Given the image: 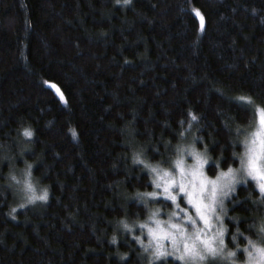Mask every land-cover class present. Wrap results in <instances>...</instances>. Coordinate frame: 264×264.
<instances>
[{
	"label": "trees",
	"instance_id": "16d2710c",
	"mask_svg": "<svg viewBox=\"0 0 264 264\" xmlns=\"http://www.w3.org/2000/svg\"><path fill=\"white\" fill-rule=\"evenodd\" d=\"M257 106L264 0H0V264H182L134 239L148 245L140 194L154 188L134 156L166 168L194 145L213 178L239 166ZM29 165L46 201L28 203L11 179ZM225 213L229 250L264 236L253 181Z\"/></svg>",
	"mask_w": 264,
	"mask_h": 264
},
{
	"label": "snow or ice",
	"instance_id": "6c2138e0",
	"mask_svg": "<svg viewBox=\"0 0 264 264\" xmlns=\"http://www.w3.org/2000/svg\"><path fill=\"white\" fill-rule=\"evenodd\" d=\"M130 2L131 0H116L117 4L128 5ZM193 11L200 18V28L203 30L204 17L199 10L194 9ZM239 100L248 104L252 102L250 97H239ZM189 116L191 121L197 120V117L191 112ZM255 117L258 127L250 134V138L246 137L243 141L244 153L240 157V168L234 170L229 167L227 171L219 172L215 179L206 177L203 173V165L207 163V160L203 153L195 149L194 145L188 146L187 149L178 147V158L173 162L170 169H158V167L146 164L144 160L140 159L139 153L134 156V163L143 164L155 174V179L152 182L153 186L161 189V192L153 191L140 195L151 198L163 195L166 200H170L172 205L179 210L173 211L166 221L154 219L155 228L150 227L148 224L139 225L141 229H147L150 237L149 244L146 246L140 236L134 237L137 243L144 246L145 251L152 247V241H156L152 254L157 259L168 255V253L161 251L162 246L159 243L161 239H165L174 246L176 252L180 253L179 256L174 258L180 260L182 264H194L197 260H204L206 254H210L213 258L220 255L235 264L233 258L237 257V251L224 252L223 237L226 228L223 223V215L226 213L223 208V199L220 197L227 196L228 192L233 190L237 172H242L253 181H256L260 193L264 195V138L261 137V131L264 130V108L257 106ZM23 135L31 138L32 132L25 129ZM72 135L73 137L76 136L75 131L72 132ZM186 156L191 157L195 162L193 165H189L187 169L185 168ZM28 169L22 181L18 180L16 176H12L11 179L18 184H23V191L26 194L28 203L36 200L46 201L48 198L47 191L45 190L39 195L36 194V189L30 179L31 165L28 166ZM189 170L192 177L191 180H187ZM177 175L179 179H177ZM180 199H183L187 207L181 206ZM19 207L23 208L24 204ZM15 211L16 209L13 208L12 212ZM156 215V213H153L150 219H153ZM173 217H175V220H173ZM121 223L126 230H131L127 223ZM163 225H167V228L163 227ZM214 227L216 229L214 235L208 236V233ZM259 231L264 233V226H261ZM204 237L207 238L205 239ZM232 239L235 242L236 236H233ZM244 239L247 243L242 249L237 245V250L245 256L243 264H264V236L259 238V243L248 237H244ZM217 240L218 244L214 246V242ZM112 242L115 243V238H113Z\"/></svg>",
	"mask_w": 264,
	"mask_h": 264
},
{
	"label": "rangeland",
	"instance_id": "374dc122",
	"mask_svg": "<svg viewBox=\"0 0 264 264\" xmlns=\"http://www.w3.org/2000/svg\"><path fill=\"white\" fill-rule=\"evenodd\" d=\"M257 127H258V125H257L256 117H255V119H254V123H253V126H252L249 130H247L246 132H243V134H242V151H241V155L244 153L243 141L245 140L246 137H249V138H250V134L253 133V132L257 129ZM261 137L264 138V130L261 131ZM185 148L187 149L188 147H185ZM198 152L202 153V151H200V150H199ZM203 155H204V157L206 158V160L208 161V159H207V157L205 156V154H203ZM240 157H241V156H240ZM177 158H178V152H177V157H175V159L171 162V164H170L168 167H166V168H163V167L160 168V167H158V169H170V168L172 167V165H173V162H174ZM194 163H195V162L192 160L191 157H188V156L185 157V168H186V169L188 168L189 165H193ZM206 165H207V163H205V164L203 165V169H202V171H203V173L205 174V176L207 177L206 172H205ZM239 168H240V164H239V166H238L237 168H235L234 170L239 169ZM148 171H149V173H150L151 180L153 181V180L155 179V174L152 173V172L150 171V168H148ZM215 177H216V176H215ZM215 177H213L212 179H215ZM177 179H179V176H178V175H177ZM191 179H192V177H191V175H190V170H189V174L187 175V180H191ZM247 180H251V181H253L251 178L247 177L244 173H242V172H237V173H236V180H235V182H234V184H233V190H234V188H235L239 183L244 182V181H247ZM253 182L255 183L257 189L259 190L257 182H256V181H253ZM197 183H198V181H197ZM153 187H154V186H153ZM233 190H232V191H229L227 196H225V197H220V198L223 199V208H224V209H225V201H226L227 197H229V195L233 192ZM153 191L161 192V189L153 188V190H152L151 192H153ZM141 197H142V198L145 197V199L148 200L149 207L151 208V212L149 213V215H148V217H147V220L144 221L143 224H148V225H149L150 227H152V228H155V227H156L155 223L153 222L154 219L165 220V221H166V220L169 219V216L171 215V213H172L173 211H179L178 209H176V208L172 205L171 201H170V200H166V199L163 197V195L158 196V197H156V198H151V197H147V196H140V198H141ZM180 200H181V203H182L181 206H182V207H187V205L184 204L183 199H180ZM179 202H180V201H179ZM218 211H219V209H218ZM153 213H156L157 215H156L153 219H150V217H152V214H153ZM181 215H183V214H181ZM173 220H175V217H173ZM223 221H224V215H223ZM163 227L167 228V225H163ZM143 231H144V232L141 231V232L143 233L142 235H144V236L147 237V241H148L147 243L149 244L150 237L148 236L147 229L145 228V229H143ZM215 231H216V229H215V227H214V228L212 229V231L208 233V236H213L214 233H215ZM146 237H145V239H146ZM204 238L206 239L207 237H204ZM223 238H224V237H223ZM144 241H146V240H144ZM152 242H155V243H156V241H152ZM190 242H191V241H190ZM256 242L259 243V242H260V239L257 240ZM159 243L161 244V246H164L165 249H168V248H169V250H171V252H172L174 255H176V257L180 255L179 252H176V251L174 250V246L171 245V244H169L168 240L161 239V240L159 241ZM197 243L199 244V242H197ZM217 244H218V240L214 242V246L217 245ZM146 245H147V244H146ZM224 245H225V244H224ZM181 247H182V245H181ZM151 249H153V246L149 248V250H151ZM240 249H242V248H240ZM227 251H234V250H229V249L226 248V246H225V247H224V252L226 253ZM237 253H238V250H237ZM241 256H242L241 258H239V257H235V258H233V259L235 260V264H243V261L245 260V256H244V255H241ZM197 261H199V262H202V261H216V262H219V263H222V264H232V261L229 260V259H227V258L221 257L220 255H217L215 258H213L210 254H206V258H205L204 260H197Z\"/></svg>",
	"mask_w": 264,
	"mask_h": 264
}]
</instances>
